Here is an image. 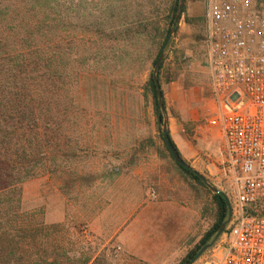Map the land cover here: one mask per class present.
Instances as JSON below:
<instances>
[{"label": "rangeland", "instance_id": "1", "mask_svg": "<svg viewBox=\"0 0 264 264\" xmlns=\"http://www.w3.org/2000/svg\"><path fill=\"white\" fill-rule=\"evenodd\" d=\"M205 12V0H0V162H19L9 174L20 178L0 196V227L11 219L0 253L26 264H146L117 239L142 202L190 213L186 252L213 240L217 231L201 243L218 215L211 187L232 196L222 134L206 121ZM164 130L205 182L172 158ZM157 214V227L187 218ZM223 233L193 264H206Z\"/></svg>", "mask_w": 264, "mask_h": 264}, {"label": "built area", "instance_id": "2", "mask_svg": "<svg viewBox=\"0 0 264 264\" xmlns=\"http://www.w3.org/2000/svg\"><path fill=\"white\" fill-rule=\"evenodd\" d=\"M207 123L223 137L232 196L224 245L206 264H264V9L250 0H205Z\"/></svg>", "mask_w": 264, "mask_h": 264}, {"label": "crops", "instance_id": "3", "mask_svg": "<svg viewBox=\"0 0 264 264\" xmlns=\"http://www.w3.org/2000/svg\"><path fill=\"white\" fill-rule=\"evenodd\" d=\"M159 208L167 213L186 214L173 227H157ZM165 225V224H164ZM192 231L190 213L182 207L166 202L139 203L135 211L130 212L117 230L120 248L130 258L146 264H178L188 253L186 239Z\"/></svg>", "mask_w": 264, "mask_h": 264}, {"label": "trees", "instance_id": "4", "mask_svg": "<svg viewBox=\"0 0 264 264\" xmlns=\"http://www.w3.org/2000/svg\"><path fill=\"white\" fill-rule=\"evenodd\" d=\"M150 83H151L153 95H154V98H155L156 114H157L158 118H160L161 117L160 104L158 103L156 87H155V83H154L153 79L150 80ZM162 104H164L163 101H162ZM171 143L174 146V148L176 149V147H175L174 143L172 142V140H171ZM18 163L19 162L14 161V160L11 161V162H4V163L0 162V196L3 195V194H7L9 192L14 193L17 190H20V188L18 187V183H19V180H20L19 175H17V176L12 175L11 176L9 174V170L14 165H16ZM180 168L185 173L191 175L193 178L198 179V177L196 175H194L193 170L191 168L190 169H185V168H183L181 166H180ZM16 170H18V169H16ZM13 174H17V173H13ZM22 174H26V172L22 171ZM214 199L216 201L217 209H218L217 219H216V222H215L214 226L212 227V229L210 231H208L206 233V235L201 239V243L202 244L206 243L209 240V238L218 230V228L221 225V223L224 222L225 219H226L227 205L225 203L224 198L220 194H214ZM0 205H1V203H0ZM13 216L14 217H18V211H16V207L13 209ZM5 220L6 221L3 223V226L0 227V229L1 228H5L7 226V223L11 221V219L10 220L9 219H5ZM12 223L14 224V222H12ZM0 237L1 238L3 237V235L1 233H0ZM195 254H196L195 250L189 251L180 260V262L178 264H188ZM25 255H26V253H25ZM35 262L39 264L38 261H35ZM20 263H25L26 264V256L20 257V256H17L15 254H13V255L9 254L8 255V254L0 253V264H20Z\"/></svg>", "mask_w": 264, "mask_h": 264}, {"label": "water", "instance_id": "5", "mask_svg": "<svg viewBox=\"0 0 264 264\" xmlns=\"http://www.w3.org/2000/svg\"><path fill=\"white\" fill-rule=\"evenodd\" d=\"M184 3V0H180V7L183 5ZM178 16L176 17V21L178 20ZM158 64L156 63V66H155V69L157 68ZM153 80H154V83H155V87H156V93H157V97H158V103L161 104V98H162V92H161V89H160V85H159V82H158V79L156 78L155 75H153ZM162 138H163V141L165 143V146L166 148L168 149L170 155L172 156V158L176 161L177 164H179L181 167L185 168V169H190V166L180 157V155L178 154V152L176 151V149L174 148V146L172 145L171 143V140H170V137H169V134H168V131L167 130H164L163 131V134H162ZM194 175H196L198 178H200L202 181L205 182V178L203 176H201L198 172L196 171H193ZM212 190L215 192V193H218L220 195H222V197L224 198L225 200V203L227 205V209H228V215H227V219L221 223V225L219 226L213 240L209 243H206L204 244L200 249L199 251L192 257V259L190 260V262L188 264H193V262L207 249L209 248L213 243L214 241L224 232V229L226 227V224L228 223V220L230 218V212H231V207H230V202H229V199L228 197L220 190L216 189V188H213L211 187Z\"/></svg>", "mask_w": 264, "mask_h": 264}]
</instances>
